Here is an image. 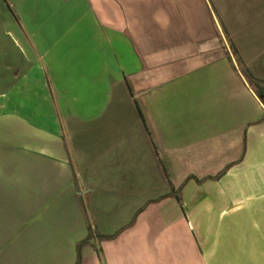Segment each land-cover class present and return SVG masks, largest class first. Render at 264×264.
<instances>
[{
    "label": "crops",
    "instance_id": "0c3cea01",
    "mask_svg": "<svg viewBox=\"0 0 264 264\" xmlns=\"http://www.w3.org/2000/svg\"><path fill=\"white\" fill-rule=\"evenodd\" d=\"M13 2L29 63L0 102V264H77L64 119L86 124L89 191L160 164L172 185L81 264H264V104L244 73L264 81V0Z\"/></svg>",
    "mask_w": 264,
    "mask_h": 264
},
{
    "label": "rangeland",
    "instance_id": "374dc122",
    "mask_svg": "<svg viewBox=\"0 0 264 264\" xmlns=\"http://www.w3.org/2000/svg\"><path fill=\"white\" fill-rule=\"evenodd\" d=\"M225 1L230 5L231 0ZM20 26V20L16 16V6L13 0H0V102L6 103L9 101L8 97L12 92V82L14 83L17 80V86L21 85L20 81L22 78L18 79L16 73L19 69L25 70L24 68L29 63L27 54L24 52V41L19 34ZM259 54L261 53H253L255 63L262 62L261 59L264 58L261 56L257 59ZM252 82L255 83L253 79ZM127 103L130 107L132 104L135 108L133 100L128 99ZM112 108L113 106L108 114L111 110L113 111L114 108ZM94 109V107H91V110ZM121 118L124 117L121 116ZM38 119L40 123L44 122V119ZM59 120H61V117L52 113L49 117L47 127H54V121H57L56 124L59 125ZM114 120V117H111L112 123H114ZM63 122L62 127L66 133L67 145H69L68 149L73 150V158L76 160L73 173L74 183L79 193L78 196L84 214L88 220V229L91 228L90 237L93 238V236L96 237L100 234L108 235L119 232L134 217L136 209L144 205L146 206L150 202L155 201V199L158 200L165 196V194L171 192L172 185L162 174L161 164L160 169L158 168L159 173L156 179V176L150 181L124 179L116 182L114 180L99 179L101 186L95 192L89 191L88 188L95 181L93 179H87L88 175L92 173L90 170L87 171V169L88 167H92V164L86 163V149L88 148L86 124H78L75 126L76 129L74 128L72 131L69 129V126L66 127L68 123L65 119ZM146 135V138L151 141L150 134L146 132ZM152 141H154V138ZM101 142L102 139L97 141L96 146H99ZM152 148L155 151L157 149L154 144ZM77 151L80 154L78 157ZM112 166L106 165L105 168L109 169Z\"/></svg>",
    "mask_w": 264,
    "mask_h": 264
},
{
    "label": "trees",
    "instance_id": "16d2710c",
    "mask_svg": "<svg viewBox=\"0 0 264 264\" xmlns=\"http://www.w3.org/2000/svg\"><path fill=\"white\" fill-rule=\"evenodd\" d=\"M233 52H234V55L239 58V53L235 49V47H234V51ZM244 73H245V75L249 76L251 78V80L253 79L252 76L250 75V73L248 72V70L245 69ZM255 82H256L255 83V85H256V88H255L256 94L258 95V97L260 98L262 103L264 104V81L256 80ZM134 104H135V107H136V110H137V113H138L140 119L142 120L145 128L148 129V132H149L148 121H147L145 112H144L143 108L140 105V102L138 100H134ZM149 134L151 135V132H149ZM152 139H153V137H152ZM90 236H91V228L89 229L88 237L78 244V261H77V264H81V262H82V250H83L84 246L87 245L90 242V239H91ZM116 236H117V234L109 235V236L100 234L97 237L99 238V240H103V239H112V238H115Z\"/></svg>",
    "mask_w": 264,
    "mask_h": 264
}]
</instances>
